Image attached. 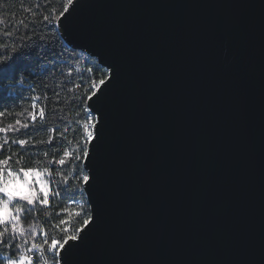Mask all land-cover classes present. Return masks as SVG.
Instances as JSON below:
<instances>
[{
  "label": "water",
  "instance_id": "water-1",
  "mask_svg": "<svg viewBox=\"0 0 264 264\" xmlns=\"http://www.w3.org/2000/svg\"><path fill=\"white\" fill-rule=\"evenodd\" d=\"M61 32L115 74L70 264H264V0H78Z\"/></svg>",
  "mask_w": 264,
  "mask_h": 264
},
{
  "label": "snow or ice",
  "instance_id": "snow-or-ice-1",
  "mask_svg": "<svg viewBox=\"0 0 264 264\" xmlns=\"http://www.w3.org/2000/svg\"><path fill=\"white\" fill-rule=\"evenodd\" d=\"M77 5L78 0H66L61 11L41 13L36 32L22 38H13L11 31L3 32L5 40H12V45L0 43V77L23 83L17 57L38 43L41 51L49 49L53 83H56L57 71L64 78L61 88L45 86V92L55 96L52 103L58 106L62 103L63 91L68 94L65 99L70 97V104L68 113L53 107V121L49 122L45 108L37 109L40 97L24 96L17 103L31 100V108L16 112L14 123L0 127V136H3L0 141V264H70L72 250L84 244L96 222V209L91 200L95 180L93 163L105 127L98 104L115 74L114 66L101 59L86 72L74 68L69 61L78 63L80 58L74 54L75 47L71 52L66 51L71 39L56 50V44L65 40L61 29L67 26ZM40 7L38 3L35 11L29 8L24 11H32L35 17ZM19 24L27 31L28 24L23 19ZM53 30L61 32L60 38L53 42L46 35H37V32ZM35 87L32 85L30 90L34 91ZM73 107L74 117L70 114ZM12 113L11 107L0 108V119ZM50 124L57 135L37 139L39 133L48 131Z\"/></svg>",
  "mask_w": 264,
  "mask_h": 264
},
{
  "label": "trees",
  "instance_id": "trees-1",
  "mask_svg": "<svg viewBox=\"0 0 264 264\" xmlns=\"http://www.w3.org/2000/svg\"><path fill=\"white\" fill-rule=\"evenodd\" d=\"M66 0H0V43L7 42L9 46L12 45V40H5L3 37L4 31H11L13 38H22L23 35H30L32 32H36L42 20L41 13L50 14L54 9L61 11L63 8V3ZM40 4L39 12L36 16H32V11L36 10V5ZM24 8H29L32 11L25 12ZM24 20L28 24V29L26 31L23 25L19 24L20 20ZM34 25V27H33ZM37 35H46L50 42L58 40L60 37L58 32L55 30L47 32H37ZM63 41L56 44V50H60V45ZM71 52L72 49L68 47L66 50ZM79 57V62L69 61L73 64L74 68H79L81 71L86 72L89 66H94L96 62L93 58H86L83 53L76 51L74 53ZM51 57L49 56V49H43L41 51L38 43L33 44L26 51L23 52L22 56L17 57V68L23 73L20 79L23 83H16L15 81L5 80L0 77V108L11 107L13 113L11 115L6 114L2 119H0V127L7 126L10 123H14L16 112L27 110L31 108V100H26L22 104H18L17 101L22 97H32L39 96L40 100L37 107H44L47 113V119L49 122L53 121L52 110L53 107H59L64 113L69 112L70 97L65 99L68 94L61 92L62 103L60 105H54L52 101L56 98L50 92H45V86L56 87L57 89L62 87L63 77L60 76L59 71L55 73L56 83H53V77L51 74ZM62 67V66H61ZM32 73H35L33 76ZM75 74V73H74ZM10 85H15L10 87ZM35 85V90H30V87ZM71 87V85H68ZM47 96V98H46ZM73 117L75 115V108L71 109L70 113ZM63 128V126H61ZM49 135H57L52 130L50 124L47 132L39 133L37 139H47ZM68 138H72V132H68ZM32 222V221H29Z\"/></svg>",
  "mask_w": 264,
  "mask_h": 264
},
{
  "label": "rangeland",
  "instance_id": "rangeland-1",
  "mask_svg": "<svg viewBox=\"0 0 264 264\" xmlns=\"http://www.w3.org/2000/svg\"><path fill=\"white\" fill-rule=\"evenodd\" d=\"M37 109H39V107H37ZM3 140V136H0V141H2Z\"/></svg>",
  "mask_w": 264,
  "mask_h": 264
},
{
  "label": "built area",
  "instance_id": "built-area-1",
  "mask_svg": "<svg viewBox=\"0 0 264 264\" xmlns=\"http://www.w3.org/2000/svg\"><path fill=\"white\" fill-rule=\"evenodd\" d=\"M84 56H85L86 58H89L86 54H84Z\"/></svg>",
  "mask_w": 264,
  "mask_h": 264
}]
</instances>
